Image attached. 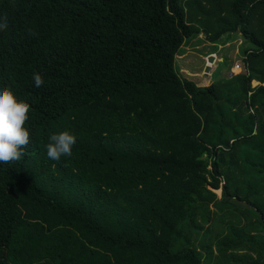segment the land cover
<instances>
[{
  "label": "trees",
  "instance_id": "trees-1",
  "mask_svg": "<svg viewBox=\"0 0 264 264\" xmlns=\"http://www.w3.org/2000/svg\"><path fill=\"white\" fill-rule=\"evenodd\" d=\"M3 9L0 84L29 105V142L0 164V264H264L251 222L223 233L209 209L244 202L264 231V0ZM200 32L210 42L240 33L243 71L206 85L181 78L177 51ZM61 130L76 142L54 161L45 145Z\"/></svg>",
  "mask_w": 264,
  "mask_h": 264
},
{
  "label": "rangeland",
  "instance_id": "rangeland-1",
  "mask_svg": "<svg viewBox=\"0 0 264 264\" xmlns=\"http://www.w3.org/2000/svg\"><path fill=\"white\" fill-rule=\"evenodd\" d=\"M248 43L243 39L240 33H225L216 42H210L203 32L184 39L183 44L177 51L175 56V68L181 78H186L193 81L197 85H206L211 82H217L222 78L237 74L243 71L242 50ZM235 63L239 64L235 68ZM257 82L252 81V85ZM264 85V83H263ZM216 198L219 199L221 195L220 189H213ZM232 203V201H231ZM236 207L228 205L223 211L217 212L214 206L210 203L209 209L216 214H222V225L224 227L223 233L227 232L229 225L233 226H250L251 222L258 221L255 227H261L262 222L259 221L258 216L250 210L248 205L244 202H234ZM229 223V224H228ZM247 232L252 235H259L264 239V231L252 227ZM264 241V240H263ZM212 242L213 253H216V248ZM232 252L244 253L241 250H232ZM252 260L255 259L256 254L251 252ZM222 261V258L217 257L216 260ZM230 264H237L233 261Z\"/></svg>",
  "mask_w": 264,
  "mask_h": 264
},
{
  "label": "clouds",
  "instance_id": "clouds-1",
  "mask_svg": "<svg viewBox=\"0 0 264 264\" xmlns=\"http://www.w3.org/2000/svg\"><path fill=\"white\" fill-rule=\"evenodd\" d=\"M10 20L8 9L0 10V28L7 26ZM28 32L31 34V29ZM32 81L35 87H39L43 78L40 73L33 72ZM28 111V103L20 100L9 87L0 84V164L21 159L24 152L21 146L29 142V131L24 126ZM75 142L76 137L71 131L53 132L45 145L46 155L54 161L61 156H71Z\"/></svg>",
  "mask_w": 264,
  "mask_h": 264
},
{
  "label": "built area",
  "instance_id": "built-area-1",
  "mask_svg": "<svg viewBox=\"0 0 264 264\" xmlns=\"http://www.w3.org/2000/svg\"><path fill=\"white\" fill-rule=\"evenodd\" d=\"M234 66H235V68H238L239 67V64L238 63H235Z\"/></svg>",
  "mask_w": 264,
  "mask_h": 264
}]
</instances>
